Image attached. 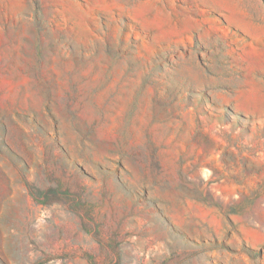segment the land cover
<instances>
[{
    "label": "rangeland",
    "instance_id": "rangeland-1",
    "mask_svg": "<svg viewBox=\"0 0 264 264\" xmlns=\"http://www.w3.org/2000/svg\"><path fill=\"white\" fill-rule=\"evenodd\" d=\"M0 264H264V0H0Z\"/></svg>",
    "mask_w": 264,
    "mask_h": 264
}]
</instances>
